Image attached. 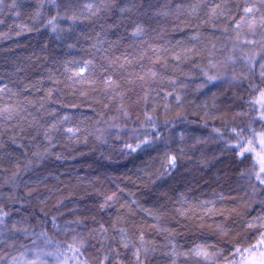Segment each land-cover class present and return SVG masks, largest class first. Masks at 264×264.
Wrapping results in <instances>:
<instances>
[{
  "label": "trees",
  "instance_id": "obj_1",
  "mask_svg": "<svg viewBox=\"0 0 264 264\" xmlns=\"http://www.w3.org/2000/svg\"><path fill=\"white\" fill-rule=\"evenodd\" d=\"M12 3L0 4V264H79L74 238L88 264H139L137 248L143 264L264 251L252 167L264 52L250 69L239 49L259 45L233 51L259 0Z\"/></svg>",
  "mask_w": 264,
  "mask_h": 264
},
{
  "label": "snow or ice",
  "instance_id": "obj_2",
  "mask_svg": "<svg viewBox=\"0 0 264 264\" xmlns=\"http://www.w3.org/2000/svg\"><path fill=\"white\" fill-rule=\"evenodd\" d=\"M3 3H4V0H0V4H3ZM259 3L261 5H264V0H259ZM12 7L13 8L15 7V0H13ZM216 7L218 8L219 5H217ZM258 12H260V8L257 7L255 4L246 6L244 8V13H245L244 16L240 17V20L236 22L235 28L233 29V31H235V41H236V43H234L233 45V51H236L239 45H249V46L259 45V49H257L256 47H249L247 50L243 48L239 49L242 52V56L239 58L243 59L245 63L249 65L250 69L252 66L255 65V61L257 57L261 56V53L264 52V13H262L259 17H257L256 13ZM213 13H215V9H213ZM257 20L259 21L258 24H257ZM49 23H51V21H49ZM257 27L261 29L259 34L257 32ZM225 31H227V29H225ZM140 32H141V29L137 28V30L134 31L132 35L137 36L140 34ZM257 35H259V39L256 38ZM87 66L88 65L85 64L84 68H87ZM259 67L261 69V72H260L261 78L262 80H264V60H262ZM81 71H83V69H81ZM152 75L155 76V73H152ZM141 79H143V77H141ZM211 79H214V77H209V80ZM108 83H111L110 79ZM254 90L259 91V97L254 101V103L260 106L262 110L260 119L264 120V88H259V86H257L256 89ZM3 91L4 89L0 88V92H3ZM2 111L9 112V114L11 113V110L8 108L3 109ZM126 114L127 113H125V115ZM148 119L151 120L152 118L148 117ZM68 131L71 132L72 129H68ZM254 136H255V133H254ZM145 143H147V141H145ZM247 143L249 145H252L253 142L252 140H249ZM259 145H260V152H256L257 160H256V163H254L252 167L253 169H255L256 165L257 164L259 165L258 171L255 172V179L259 181L261 185H264V175H262L264 174V132L260 134ZM137 147H139V145H137ZM236 147L238 148V150L243 149L242 151H240L241 156L244 155V152H255L256 151L254 147L245 148L243 143L237 145ZM132 150L135 151L134 148ZM175 162H176V158L174 156L169 158V164L171 166L174 167ZM108 199L110 200L112 199V197H108ZM261 219L264 220V217H261ZM248 227L253 228V227H256V225L250 223ZM101 228H103V226H101ZM259 228L261 229V232H260L261 238L258 241V244L254 245L253 247L264 245V223H261L259 225ZM141 243H143V236H141ZM74 245H78V246H74ZM83 247H84L83 240L76 241L75 238H74L73 244H70L68 246L69 251L73 253V256H72L73 260H77L79 264H88L87 260H84V261L79 260L80 256L82 255L81 248ZM124 247H128V245L125 243ZM240 251L241 250L239 248L236 249L237 253H239ZM246 251H251V250L246 249ZM139 252H140V249L137 248L136 251L133 253V255L136 256V260L139 262V264H143V262L140 260ZM193 254L198 257H202L204 259H208L209 257V253L203 247H199L195 249L193 251ZM255 255L256 254L253 253L252 256L245 262V264H264V251L259 252L260 259L258 261L255 259ZM107 259L108 257L105 256L104 260H107Z\"/></svg>",
  "mask_w": 264,
  "mask_h": 264
},
{
  "label": "rangeland",
  "instance_id": "obj_3",
  "mask_svg": "<svg viewBox=\"0 0 264 264\" xmlns=\"http://www.w3.org/2000/svg\"><path fill=\"white\" fill-rule=\"evenodd\" d=\"M227 207H228V206H227ZM227 207H225V208H227ZM138 224H139V227L142 226L141 223H138ZM184 228H187V227L184 226ZM188 229H189V227H188ZM259 252H260V251H257L258 254L255 255V259H256L257 261L260 259V257H259ZM251 256H252V255H249L247 258L249 259ZM248 259H247V260H248ZM247 260H246V261H247ZM246 261H245V262H246ZM20 264H32V263H29V262L27 261V263H20ZM41 264H43V263H41ZM73 264H75V263H73ZM238 264H245V263H238Z\"/></svg>",
  "mask_w": 264,
  "mask_h": 264
}]
</instances>
